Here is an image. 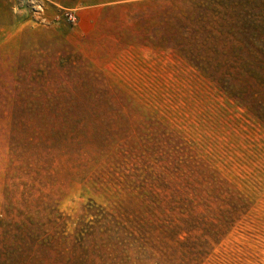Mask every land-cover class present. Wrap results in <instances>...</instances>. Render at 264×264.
<instances>
[{"label":"rangeland","instance_id":"374dc122","mask_svg":"<svg viewBox=\"0 0 264 264\" xmlns=\"http://www.w3.org/2000/svg\"><path fill=\"white\" fill-rule=\"evenodd\" d=\"M191 7L0 0V264H264V66Z\"/></svg>","mask_w":264,"mask_h":264},{"label":"trees","instance_id":"16d2710c","mask_svg":"<svg viewBox=\"0 0 264 264\" xmlns=\"http://www.w3.org/2000/svg\"><path fill=\"white\" fill-rule=\"evenodd\" d=\"M190 2L192 12L176 18L175 31L194 33L193 24H200L207 52L215 57H208L210 64L264 66V0Z\"/></svg>","mask_w":264,"mask_h":264}]
</instances>
